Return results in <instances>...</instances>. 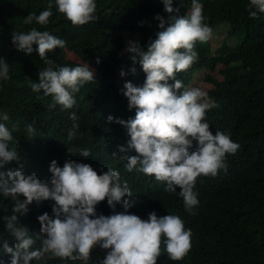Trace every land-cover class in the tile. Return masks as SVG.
Returning <instances> with one entry per match:
<instances>
[{
	"label": "clouds",
	"instance_id": "obj_1",
	"mask_svg": "<svg viewBox=\"0 0 264 264\" xmlns=\"http://www.w3.org/2000/svg\"><path fill=\"white\" fill-rule=\"evenodd\" d=\"M54 3L73 26L98 19L96 0ZM163 3L169 15H156L159 31L155 39L144 46L128 40L125 48L133 62L130 72L137 73L138 63L146 75L142 86L127 81L121 89L129 110L135 109V116L128 120L107 117L109 122L115 120L122 125L129 137L126 146H119V153L125 154L121 159L127 160L126 169L109 168L98 174L91 164L68 159L62 167L52 160L45 174L34 170L26 174L20 153L9 148L12 133L19 131L20 124L14 123L10 129L0 122V168L13 161L19 165L0 171V199L8 200L12 208V214L0 216V220L15 238L14 244L5 239L0 245L2 254L10 256H0V264H32L34 260L35 264H48L56 258L63 264H157L162 253L171 261L191 254L192 224L184 223L178 215L158 216L155 211L146 219L136 215V199L143 195L136 193L132 180H140L148 187L165 182L166 192L174 193L178 187L184 204L181 206L194 215L199 204L194 191L197 178L226 173V157L235 155L240 145L225 134L226 128L214 125L212 117L206 120L207 112L218 106L211 94L218 68L189 69L198 60L197 43H206L212 36V29L204 22L202 4L192 0L191 12L178 15L173 0ZM53 6V0H49L46 10L39 15L30 13L24 24L48 25ZM258 13H264V0H249V17L255 19ZM12 43L25 54H31L33 45L37 46L35 51L48 67L39 71L38 82H30L29 86L33 92L43 90L45 96H51L52 108L59 105L62 111L72 109L76 104L73 93L96 80L95 70L88 63L58 66L48 58L49 52L66 46L65 40L48 31L33 27L26 33H12ZM226 43L235 46L237 39L234 45L228 40ZM183 71L190 78L186 88L176 78ZM203 71L206 74L198 79L197 88H189ZM120 74L128 73L121 70ZM0 79H10L5 59H0ZM205 80L211 87H206ZM69 118L73 124L67 138L72 140L79 129V117L73 111ZM0 120L8 121L9 117L0 114ZM24 129L29 136H35L32 124L25 123ZM68 151L74 154V150ZM132 151L135 154L129 155ZM79 154L88 157L92 152L85 148ZM2 211L7 213L8 209ZM28 211H34L39 221L38 236L31 235L26 225H18L15 213L24 215ZM38 239L40 247H35Z\"/></svg>",
	"mask_w": 264,
	"mask_h": 264
},
{
	"label": "trees",
	"instance_id": "obj_2",
	"mask_svg": "<svg viewBox=\"0 0 264 264\" xmlns=\"http://www.w3.org/2000/svg\"><path fill=\"white\" fill-rule=\"evenodd\" d=\"M198 2L203 6L204 22L211 29L229 24L226 38L237 39L235 46L224 41L216 51L212 50L211 41L198 42L195 48L198 60L189 69L205 67L214 71L222 66L219 73L223 78L215 81L211 91L218 106L207 112L206 120L212 117L214 125L226 128L225 134L240 148L235 155H227L226 173L197 178L194 191L199 204L194 215L181 206L184 204L178 187L174 193L166 192L165 182L148 187L140 180H132L136 193L143 195L136 199L135 214L142 219L148 218L152 211L158 216L178 215L184 223L192 224L191 254L183 260L171 261L162 253L157 264H264V13H258L255 19L249 17V0ZM48 3L49 0H0V59L9 64L10 77L0 79V114L9 117L8 121L0 122L10 129L14 123L20 124L19 131L12 133L14 139L9 148L20 153L26 174L33 170L45 174L52 160L62 167L68 159L89 163L98 174L109 168L126 169L127 160L121 159L125 154L119 153V146H126L129 137L122 125L115 120L109 122L107 117L128 120L135 116V109L129 110L121 89L127 81L142 86L146 75L138 63L137 73L130 72L133 62L125 48L135 36L141 46L155 39L159 31L156 15L165 18L169 15L164 11L163 0H96L98 19L83 26H73L58 12L53 0L48 25L24 24L27 15H39ZM172 6L179 9L176 14L186 15L191 12L192 0H173ZM33 27L66 41L63 49L48 53L56 65L75 67L88 63L95 70L96 80L73 93L76 104L72 109L50 107L52 97L45 96L43 90L33 92L29 86L30 82H38L39 71L48 66L35 51V44L31 54L18 50L12 43V33H26ZM67 50L75 52L80 61L67 58ZM121 70L128 74L121 76ZM187 71L176 76L184 88L190 80L184 75ZM73 111L79 117V129L75 138L69 140L67 133L73 124L69 114ZM25 123L33 125L35 136L26 133ZM85 148L92 152L88 157L79 154ZM68 149L74 150V154ZM9 168L16 169L19 165L13 161L0 171ZM5 208L7 213L2 211ZM5 214L11 215L12 208L8 200L0 199V216ZM15 214L18 225H26L34 237L39 235L40 224L34 211ZM5 239L15 243L0 220V245ZM35 247H40L39 239ZM0 256L10 258L2 254V248ZM48 264L63 261L56 258Z\"/></svg>",
	"mask_w": 264,
	"mask_h": 264
},
{
	"label": "rangeland",
	"instance_id": "obj_3",
	"mask_svg": "<svg viewBox=\"0 0 264 264\" xmlns=\"http://www.w3.org/2000/svg\"><path fill=\"white\" fill-rule=\"evenodd\" d=\"M229 27H230V25L229 24H226L224 26H219L215 30L212 29V36H211V38H210L209 41H211V48H212L213 51H216V48H218L219 46H221L223 44V42H224L223 39H224L225 34L228 31ZM135 39H136V36L133 39H131V40H135ZM225 39H226V37H225ZM226 40H228V43L229 44H232V45H234L235 42H236V39L235 38H230V39H226ZM66 56L69 59H73V60H76V61H80V57L75 52H73V51L67 50L66 51ZM221 67L222 66H219L218 69L216 70V72H214V76L217 79H221L222 78V76L219 74V71H218ZM205 74H206V71H203V72H201V74H198L197 79L195 80V82L192 85H190L189 88H197L198 79L201 78V76L204 77ZM205 81H206V87L207 88L211 87V84L208 83L207 80H205ZM199 89L201 90V88H199Z\"/></svg>",
	"mask_w": 264,
	"mask_h": 264
}]
</instances>
